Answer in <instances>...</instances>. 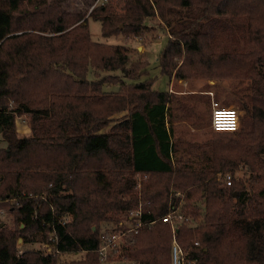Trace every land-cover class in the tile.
<instances>
[{"label": "trees", "instance_id": "1", "mask_svg": "<svg viewBox=\"0 0 264 264\" xmlns=\"http://www.w3.org/2000/svg\"><path fill=\"white\" fill-rule=\"evenodd\" d=\"M111 1L81 12L68 0H0V207L13 219L0 223V264L78 252L85 260L73 264H102L104 232L138 210L107 262L172 264L162 218L177 212L188 219L175 235L186 264H264V0H123L118 13ZM90 18L124 44L94 41ZM154 18L168 35L161 73L233 81L221 106L244 113L238 131L202 141L176 132L174 106L188 109L142 80L149 63L128 44ZM26 117L30 134L19 136ZM19 240L47 248L19 254Z\"/></svg>", "mask_w": 264, "mask_h": 264}, {"label": "rangeland", "instance_id": "2", "mask_svg": "<svg viewBox=\"0 0 264 264\" xmlns=\"http://www.w3.org/2000/svg\"><path fill=\"white\" fill-rule=\"evenodd\" d=\"M96 0H68L66 7L70 11H81L87 12L88 7ZM116 8L112 9L114 12H122L123 0H112V2H117ZM110 3V4H111ZM147 30L141 38H133L129 40L128 44L133 49H137L136 54H141L147 59L148 66V75L142 80L154 79L156 82L153 85V90L155 91H170L181 100V105L186 107L188 110L183 111L179 109V106H174V115L175 119V128L176 132L185 140H199L210 138L214 132L210 127V113L212 110V103L219 102L220 106L222 105V90L229 89L231 84H234L233 81L219 82L215 80L207 81L205 79H192V80H177L173 79L170 81V78L161 73L159 67L158 58L161 52L165 49L168 43L167 30L163 27L158 18L152 20H147ZM89 27L91 38L96 42H101L110 45H120L124 44L123 37H110L104 38L101 34V22L98 20L89 19ZM138 56V55H136ZM108 90L118 91V87H111ZM212 94V95H211ZM219 94V98L216 95ZM197 106L200 122L196 124L195 117L192 114V108ZM231 109L240 111V109L231 105ZM241 112L240 118V128L242 126V117L244 113ZM16 129L19 136H27L30 134L29 120L26 118H17ZM7 146L6 141L4 140L0 132V149ZM241 171V170H240ZM236 172L235 176L243 174L242 172ZM143 179V177H138V182ZM12 204V203H11ZM5 210V209H4ZM6 211V210H5ZM7 212V211H6ZM126 214H122L120 222L124 221ZM4 221L8 226H13L12 216L8 213L5 215ZM127 226H132L130 223H125ZM108 226V225H107ZM110 227V226H108ZM45 250L44 246L40 244L35 245H24L23 243L18 244V251L25 250ZM86 254L84 252L78 253H68V254H59L57 264H73L75 262H80L85 260ZM102 264H133L126 260L119 259V254L114 255L113 261L105 262ZM186 264V263H185Z\"/></svg>", "mask_w": 264, "mask_h": 264}, {"label": "built area", "instance_id": "3", "mask_svg": "<svg viewBox=\"0 0 264 264\" xmlns=\"http://www.w3.org/2000/svg\"><path fill=\"white\" fill-rule=\"evenodd\" d=\"M212 95V94H211ZM240 118L241 112L235 110L234 108H224L220 106L218 102L212 103V110H211V129L215 132H228L233 133L240 129ZM224 180L228 186L232 184V177L230 174L224 176ZM10 203L14 204V201H10ZM7 212L0 207V223H6L4 221L5 215ZM141 210L131 213V217H127L124 221L119 223V226L123 229L114 232H104L102 236V244L100 249L98 250L99 254V261L102 263L107 262V258L109 256H113V254L119 250L125 242L131 239V232L135 230L134 226H127L125 223L128 222L131 225L133 221L136 220L140 222L141 220ZM133 218V219H131ZM184 218L179 215L177 212H172L167 216L162 218L164 223H167L171 226L173 232V241H172V264H185V256L186 253L183 251L182 247L177 242L175 235L178 226L184 222ZM185 221H188L185 220ZM140 226V223H138ZM23 227V225L21 226ZM22 243V240H19V243ZM18 243V244H19ZM199 245V243H195ZM47 248V246H45ZM23 251L19 252L21 254Z\"/></svg>", "mask_w": 264, "mask_h": 264}]
</instances>
